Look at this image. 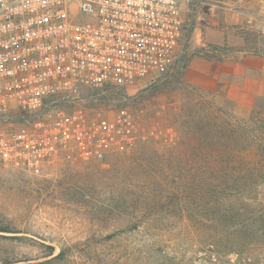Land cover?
Returning <instances> with one entry per match:
<instances>
[{
	"label": "rangeland",
	"instance_id": "rangeland-1",
	"mask_svg": "<svg viewBox=\"0 0 264 264\" xmlns=\"http://www.w3.org/2000/svg\"><path fill=\"white\" fill-rule=\"evenodd\" d=\"M180 9L182 35L166 72L121 87L82 88L75 103L102 116L127 109L136 142L159 155L194 123L204 126L216 108L229 126L236 118L249 119L252 110L264 118V77L249 72L244 91L234 93L218 68L224 61L264 58V0H181ZM11 117L0 118V129L20 124L18 114ZM126 150H108L92 163L66 150L31 172L0 165V226L8 223L12 229L0 232V264H264V238L243 252L209 253L212 246L203 241L217 236L216 221L171 219L177 223L164 233L169 242L157 237L160 251L145 245L148 234L141 230L102 241L125 219L106 226L97 220L107 215L94 212L91 204L106 202L109 187L101 179L93 193L91 167L113 163L116 157L108 155Z\"/></svg>",
	"mask_w": 264,
	"mask_h": 264
},
{
	"label": "built area",
	"instance_id": "built-area-1",
	"mask_svg": "<svg viewBox=\"0 0 264 264\" xmlns=\"http://www.w3.org/2000/svg\"><path fill=\"white\" fill-rule=\"evenodd\" d=\"M181 0H0V165L31 172L62 151L83 162L131 149L127 109L76 105L82 88L164 73L182 35ZM62 103H70L65 108Z\"/></svg>",
	"mask_w": 264,
	"mask_h": 264
},
{
	"label": "trees",
	"instance_id": "trees-1",
	"mask_svg": "<svg viewBox=\"0 0 264 264\" xmlns=\"http://www.w3.org/2000/svg\"><path fill=\"white\" fill-rule=\"evenodd\" d=\"M219 111H210L204 126L194 123L160 155L137 141L130 151L109 154L116 157L113 163L92 165L93 193L98 184L109 187L106 202L91 204L107 215L97 220L106 226L125 219L102 241L141 230L148 234L145 245L160 251L157 237L169 242L164 233L177 223L171 219L216 221L217 236L203 244L217 257L246 251L264 238V118L252 110L249 119L236 118L229 126ZM4 224L0 232H10Z\"/></svg>",
	"mask_w": 264,
	"mask_h": 264
},
{
	"label": "crops",
	"instance_id": "crops-1",
	"mask_svg": "<svg viewBox=\"0 0 264 264\" xmlns=\"http://www.w3.org/2000/svg\"><path fill=\"white\" fill-rule=\"evenodd\" d=\"M220 80L229 84V91L241 93L247 84L244 77L257 70L264 77V58L247 56L238 61H224L218 65Z\"/></svg>",
	"mask_w": 264,
	"mask_h": 264
}]
</instances>
